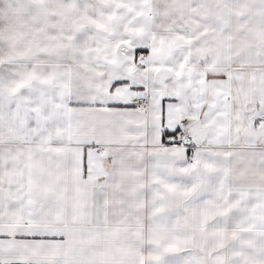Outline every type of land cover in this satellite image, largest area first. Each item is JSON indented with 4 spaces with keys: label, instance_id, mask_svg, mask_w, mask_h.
<instances>
[{
    "label": "snow or ice",
    "instance_id": "1",
    "mask_svg": "<svg viewBox=\"0 0 264 264\" xmlns=\"http://www.w3.org/2000/svg\"><path fill=\"white\" fill-rule=\"evenodd\" d=\"M0 264H264V0H0Z\"/></svg>",
    "mask_w": 264,
    "mask_h": 264
}]
</instances>
